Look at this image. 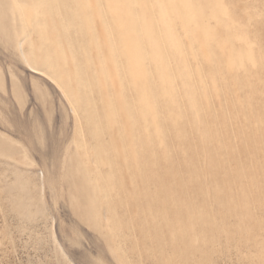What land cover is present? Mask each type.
<instances>
[{
  "label": "rangeland",
  "instance_id": "obj_1",
  "mask_svg": "<svg viewBox=\"0 0 264 264\" xmlns=\"http://www.w3.org/2000/svg\"><path fill=\"white\" fill-rule=\"evenodd\" d=\"M0 264H264V0H0Z\"/></svg>",
  "mask_w": 264,
  "mask_h": 264
},
{
  "label": "bare ground",
  "instance_id": "obj_2",
  "mask_svg": "<svg viewBox=\"0 0 264 264\" xmlns=\"http://www.w3.org/2000/svg\"><path fill=\"white\" fill-rule=\"evenodd\" d=\"M108 1H109V0H108ZM174 3H175V2H174ZM172 5H173V4H172ZM10 8H11V7H10ZM172 8H173V7H172ZM179 9H180V8H179ZM112 13H113V12H112ZM109 14H110V13H109ZM113 15H114V14H113ZM119 15H120V13H119ZM121 16H122V15H121ZM143 17H145V15H144ZM144 20H145V19H143V21H144ZM147 20H148V19H147ZM147 20H145V21H147ZM114 21H115V20H114ZM149 21H150V20H149ZM186 21H187V20H186ZM192 21H193V20H192ZM189 22H190V21H189ZM149 23H150V22H149ZM117 24H119V23H117ZM146 24H147V23H146ZM150 24H151V23H150ZM188 25H190V24H188ZM145 27H146V26H145ZM148 27H149V24H148ZM150 27H151V25H150ZM150 27H149V28H150ZM187 27H188V26H187ZM146 28H147V27H146ZM166 28H168V26H167ZM118 29H119V28H118ZM188 29H189V28H188ZM168 30H169V29H168ZM123 31H124V30H123ZM194 31H195V30H194ZM197 31H198V30H197ZM148 32H149V30H148ZM152 32H153V31H152ZM152 32H150V33H152ZM168 32H169V31H168ZM121 33H122V32H121ZM146 33H147V31H146ZM123 34H124V32H123ZM127 34H128V33H127ZM149 35H150V34H149ZM149 35H148V36H149ZM168 35H169V34H168ZM169 36H170V35H169ZM124 37H126V36H124ZM152 37H153V36H152ZM152 37H151V38H152ZM166 37H167V36H166ZM119 38H120V37H119ZM127 38H130V37H127ZM104 39H105V38H104ZM128 40H129V39H128ZM151 40H152V42L154 41L153 38H152ZM131 41H132V40H131ZM131 41H130V44L133 42V41H132V42H131ZM214 42H215V41H214ZM134 44H135V42H134ZM215 44H216V43H215ZM121 45H122V44H121ZM127 45H129V43H128ZM154 45H155V44H154ZM125 46H126V45H125ZM133 46H134V45H133ZM152 46H153V45H152ZM156 46H157V45H155V47H153L155 50H156ZM134 47H135V46H134ZM200 47L202 48L201 45H200ZM132 48H133V47H131L130 50H131ZM133 49H134V48H133ZM206 49H207V48H206ZM132 52H133V50H132ZM136 52H137V51H136ZM110 54H111V53H110ZM129 54H130V53H129ZM136 55H137V54H136ZM127 57H128V56H127ZM131 57H132V55H131ZM135 57H136V56H135ZM128 60H129V58H128ZM229 64H230V63H229ZM236 69H237V68H236ZM110 70H111V68H110ZM34 73H35V72H34ZM40 73H41V72H40ZM42 74H43V73H42ZM101 74H102V73H101ZM45 75H46V74H45ZM115 76H116V74H115ZM47 78H48V77H47ZM116 80H117V79H116ZM50 81H51V80H50ZM116 82H118V81H116ZM51 84H52V83H51ZM55 84H56V83H55ZM81 90H82V89H81ZM81 90H80V91H81ZM77 93H78V92H77ZM80 94H81V92H80ZM65 98H66V97H65ZM146 98H147V97H146ZM143 101H144V100H143ZM69 104H70V102H69Z\"/></svg>",
  "mask_w": 264,
  "mask_h": 264
}]
</instances>
